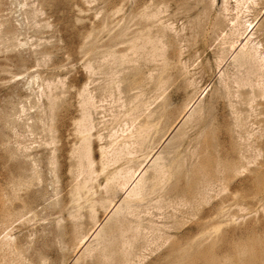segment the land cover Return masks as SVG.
Instances as JSON below:
<instances>
[{
  "label": "rangeland",
  "instance_id": "1",
  "mask_svg": "<svg viewBox=\"0 0 264 264\" xmlns=\"http://www.w3.org/2000/svg\"><path fill=\"white\" fill-rule=\"evenodd\" d=\"M236 1L0 0V199L12 212V222L0 224V245L8 241L4 249L20 253L18 264H190L185 257L168 262L166 251L191 238L200 212L223 198L228 202L214 211L230 203L237 217L227 235L240 239L254 230L255 218L235 206L242 194L232 198L233 180L221 183L225 190L220 183L206 189L207 205L182 194L197 162L243 156L253 169L262 159L264 80L234 55L251 28L264 47V0L247 12ZM204 10L224 25L237 16L246 28L252 25L240 42L233 35L221 44L228 27L203 50L197 13ZM131 36L140 38L137 50L126 41ZM164 61L180 82L156 89V77L168 74ZM187 106L188 119L177 125ZM147 116L158 124L142 148L138 128ZM81 136L88 142L85 158ZM89 158L91 169L102 158L110 161L107 172L141 173L143 197L129 204L133 215L123 223L130 228L126 256L116 225L128 206L121 191L112 197L118 209L95 235L109 202L91 212L71 209L69 217L59 213L72 186L86 177H74L76 164L88 165ZM162 166L168 175L159 180ZM90 176L93 186L101 179L98 172ZM16 183L25 185L12 190Z\"/></svg>",
  "mask_w": 264,
  "mask_h": 264
},
{
  "label": "bare ground",
  "instance_id": "2",
  "mask_svg": "<svg viewBox=\"0 0 264 264\" xmlns=\"http://www.w3.org/2000/svg\"><path fill=\"white\" fill-rule=\"evenodd\" d=\"M258 1L259 0H239V1L237 0L236 1V4H237L236 8L240 9V10L244 9V11L245 10L249 11V9H253V7H255L259 4ZM208 8H209L208 10L211 11V3H209ZM144 9H145V7H144ZM245 12H247V11H245ZM142 14L143 13H140V15H142ZM208 14L205 15V10L202 11V13L201 12L197 13V16L198 17L201 16V18H202L201 19L202 26L200 28V33L202 35V38L205 41V43L202 44V45H204L203 50L206 49V47H208L211 43H213L214 40H216L217 37H219L223 32H225V30L228 27H229V29L226 32L224 38L222 39L221 44L226 43L228 41L229 37L233 36V35L237 38L236 41L238 42L239 38L242 37V35H244L252 25V23H249V28H246L244 23L238 22V20H237L238 16L236 18L234 17L235 20L233 19V20L229 21V24L224 25L221 22L215 21V19H213L212 16H210V14L209 15ZM153 15H151V16H153ZM239 27L241 29H238ZM251 31H252V33H251ZM120 36H122V34H120ZM253 36H254L253 28H251L250 31L248 32L247 36L245 38H243L245 40L244 43L242 42L239 44L240 48L237 51L238 52L237 55H234V58H235V56H237L236 58L238 59L239 65H241V66L246 65V67L248 66L252 70V73L255 74L258 79L264 80V47L261 45L260 41H256V38H254ZM137 37H138V35H137ZM139 39H137L136 36L135 37L131 36V37H128V39L126 41L130 45L131 49H133V48L135 49L136 47L140 46V45L138 46L136 44V42H137L136 40H139ZM228 43H231L230 44L231 47L230 46L229 47L232 49V47H233L232 42H228ZM135 44L137 45L136 47H135ZM92 49L94 50L95 48H92ZM138 49H140V48H138ZM136 50H137V48H136ZM222 53H224V55H225V52H223V49H219V51H217V53H215V55H217L218 61H221V63H222L223 58L225 57V56L224 57L222 56L223 55ZM233 60H235V59H233ZM164 64H165V61H164ZM256 65H258L257 68H256ZM165 66H166V64H165ZM161 68H165V67L163 66ZM166 68L168 70V66H166ZM237 68H238V66H237ZM166 72L167 71H165V73ZM160 74H161V72H160ZM156 78H158L157 81L155 83H152V85L153 84L155 85L154 87L156 89H161V88L163 89L164 87H166V85L168 86V84H170L173 87L176 83L178 84L180 82L179 81L180 75L172 73V71L169 73V70H168V74L166 73L165 77H161V76L159 77L158 76ZM155 88H154V90H155ZM151 89H153V88H151ZM188 103L190 104V102H188ZM136 108L134 107V109H136ZM189 109H190V107L187 106L186 110L183 112V114L181 113L182 115H181V117L179 116L180 118L177 122V125L180 122L185 121V119L189 116L187 114ZM133 110H131V111H133ZM161 117L162 116H160L157 120L159 121V119ZM152 123H153V121H151L150 116L144 117L142 123L140 124V126L138 128V130H141L140 131L141 134L139 133L140 136L138 135L140 138L139 142H140L141 147L144 146V144H146L145 142H147L148 139H150L151 135H149V131L153 128L152 126H154L155 122H154V124H152ZM81 124H82L81 126L83 127L84 123L81 122ZM157 124H158V122H157ZM157 124H155L156 127H157ZM154 129H155V127H154ZM154 129H152V130H154ZM174 129H176V126ZM171 130H172V128H171ZM213 131H214V129H213ZM208 132H209V130H208ZM210 132H209V134L207 133L208 139L209 138L213 139L214 138L213 136H215V133H213L214 134L213 135ZM210 134L212 135L213 138L210 136ZM82 137L83 136H81L80 138L82 139ZM204 137H206L205 134H204ZM204 139H206V138H204ZM208 141L205 142L206 145L209 144ZM214 141L215 140H213V142ZM211 142H210V144L212 145L213 142L212 143ZM81 143L83 144V146H81V148L83 147V149H84V154H82V153L81 154L85 158L88 155V150H87V146H88L87 143L88 142H87L86 138H83L81 140ZM86 144H87V146H86ZM203 144H204V142H203ZM206 145H204V146H206ZM206 147H208V146H206ZM214 147L215 146H213V148ZM259 147H261V146H259ZM262 148H263V145H262ZM215 152H216V150H215ZM128 153H130V152H128ZM103 157H104V155H103ZM90 158H89V160H90L89 164L88 165L86 164L87 166L83 162H80L82 160V157H81V160H79V162L77 161L78 163L76 164V167H75L76 175L74 177H78V175L79 174L81 175L82 173H85L86 177L85 178L83 177L84 179L82 178L83 180L81 182L78 181V183L76 182V184L74 186H72V188L70 189V191L68 193V198L66 199L65 204L63 205V207L59 211V213L67 212V217H69V216H71V213H70L71 209L79 211L83 208H86V209H89L88 211H90V210L94 211L95 209H98L97 208L98 205H99V207H102L106 202H109V207L110 206L111 207H110V210L108 209L107 214L105 216V219L103 220V222L96 223L95 224L96 226H94L95 228L93 227L94 230L92 231V233H90L91 235H95V233H98L97 231L101 229L102 223H105L110 218V216H112V213H115L116 210L118 209L117 208V202L112 204V202H113L112 197L116 193L117 190L121 191L124 195L123 196L124 198L123 199L121 198V200H122V202H126L128 204V206L126 207V212L121 216V219L117 221L116 225L118 226V231L121 230L120 231V238L122 241H121V246H120L121 247L120 252L123 254V256H126V254L124 255V253H127V250L124 249V247H126L129 244V242L127 240V237L124 238V236L128 233L127 231L130 228H127V224L123 225V223L126 222L125 221L126 216L132 212L131 206L129 204H131L133 202L140 201L143 197L141 194V192L143 191V188H142V186H140V185H142V183H141L140 178H139L140 177L139 175L141 173L138 172L139 174H131V173L129 174L128 171L127 172L124 171V173L122 175V174L118 173L117 171L116 172H107L106 170L109 169V167L107 168V166L109 165L108 163L110 162L109 160H111L112 158L111 159L109 158L108 163L105 162V161H107L106 159H104L105 161H103V159L100 158L98 161V166L91 169V167H92L91 164L93 163L94 160H92ZM105 158H107V157H105ZM217 158H218V156H217ZM217 158L215 157V159H213V160H212V158H210V161L212 160V163H210V165H209V163H208L209 160H208L207 161L208 165L205 164L206 166L202 165V164H197L198 162L197 163L194 162V163H196V167L190 168V169H192V171L190 170V172H191L190 177L191 178H190V180H188V182L183 187V191H182L183 198L186 201L191 202V203L196 202V201L198 203L206 201L205 204L207 205L208 202L206 200V194H205L206 189L211 188L216 183H218V184L223 183L224 184L228 180H233L234 184L232 186V191H231L232 198H233V196H237L239 194H242L241 200L235 204V206L238 207V209H239L238 210L239 212L238 211L237 212L240 213V211H243V212H246V216H250V217L255 218L254 222H253L254 228L251 226L254 230L253 231L251 230V233H249V234H246L247 233V231H246V233H245L246 235H244V237L240 238V239H236L235 237L232 236L233 235V227L236 226V224H237L236 223L237 217L231 211V206L233 204L229 205L230 203H228L227 208H226V205H222L221 206L222 207L221 212H219V213H216L214 211L216 204L219 205V203L223 204L224 202H228V198H223L222 200L218 201V203H215L211 206H206L200 212V215L197 217V220L195 222L194 228H190V230L193 231V236L191 238H189L188 240H185L184 242L172 243L166 251L168 253L166 255V259L168 260V262H171L172 259L180 258V260H181L182 258L185 257L187 259V261H189L190 264H264V148H263L262 159L259 162H257L256 166L253 169H250L249 165L251 163H254V162L250 161L249 159L248 160L246 159V161L243 162L242 161L243 156H241L240 159L228 160V161H227V159H225V161H222V160H224L223 158H222V160H218ZM85 161H87V160H85ZM163 167L164 166H162V168L159 169L158 176L156 175L158 177V179L162 177L161 175L164 176V177H162V179L165 178V174H166V176L168 175L167 171H166L167 169H165L166 172H164ZM94 172H98L99 176L101 178L99 181L96 180L95 186H93L94 185L92 182L93 180L90 179L91 178L90 175ZM188 175L189 174L187 173V176ZM162 179H161V181H162ZM155 180L157 181V179H155ZM91 182L93 185L91 184ZM161 184H163V183H161ZM19 185L24 186L25 183H22V184L16 183V185L12 184L11 185L12 190H14L15 186H19ZM101 186H103L102 189H100ZM221 187H223V185ZM226 188H227L226 186L223 187L224 190ZM96 195H97V197H96ZM232 198H230V199H232ZM93 215H95V213H93ZM246 216H243L242 218L244 219V218H246ZM91 219H95V218H91ZM119 221H121V222L119 223ZM249 221H251V220H249ZM11 222H12V212L10 213L7 209H5L4 201L2 199H0V224L4 225V228H6L8 226V224H10ZM95 222H97V221H95ZM94 223H93V225H94ZM5 225H7V226H5ZM133 225H135V224H133ZM125 227L127 229H125ZM244 227H245V225H244ZM228 232L229 233L232 232V235L231 234L227 235ZM5 238H6V236H5ZM74 238L76 241V237H74ZM84 240H86V239H83V241ZM84 244H85V242H82L77 247L78 248L82 247V245H84ZM10 245L11 244H9L8 241H5L0 245V264H13V262H16V264H18V262H20L19 261L20 253L19 252L15 251L17 253H14L12 251H7L10 248L5 250L6 249L5 247H10ZM220 246L223 247V251H222V253L218 254V248ZM103 249H104V247H103ZM119 250H118V252H119ZM109 253L112 254V252H109ZM12 255H14V256H12ZM101 255H103V254H101ZM98 256L100 257V255H98ZM12 257H15V258H12ZM105 257L106 256H104V258H103L104 260H105ZM124 259H125V257H124ZM102 263L105 264L104 262H102ZM106 263L108 264V262H106Z\"/></svg>",
  "mask_w": 264,
  "mask_h": 264
}]
</instances>
